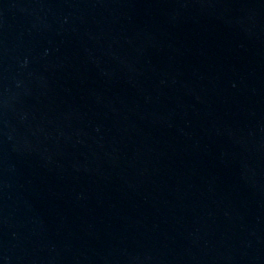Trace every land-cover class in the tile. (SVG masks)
Here are the masks:
<instances>
[{
    "label": "water",
    "instance_id": "obj_1",
    "mask_svg": "<svg viewBox=\"0 0 264 264\" xmlns=\"http://www.w3.org/2000/svg\"><path fill=\"white\" fill-rule=\"evenodd\" d=\"M0 264H264V0H0Z\"/></svg>",
    "mask_w": 264,
    "mask_h": 264
}]
</instances>
